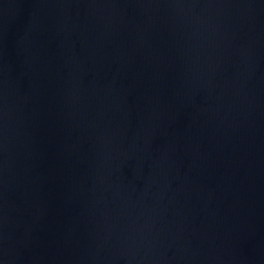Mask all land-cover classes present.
Wrapping results in <instances>:
<instances>
[{
    "label": "water",
    "instance_id": "1",
    "mask_svg": "<svg viewBox=\"0 0 264 264\" xmlns=\"http://www.w3.org/2000/svg\"><path fill=\"white\" fill-rule=\"evenodd\" d=\"M0 264H264V0H0Z\"/></svg>",
    "mask_w": 264,
    "mask_h": 264
}]
</instances>
